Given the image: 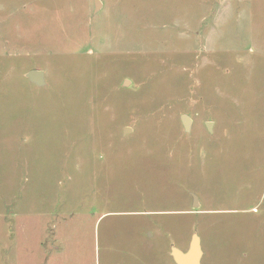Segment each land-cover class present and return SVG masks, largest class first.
<instances>
[{
    "label": "rangeland",
    "instance_id": "374dc122",
    "mask_svg": "<svg viewBox=\"0 0 264 264\" xmlns=\"http://www.w3.org/2000/svg\"><path fill=\"white\" fill-rule=\"evenodd\" d=\"M194 233L264 264V0H0V264H167Z\"/></svg>",
    "mask_w": 264,
    "mask_h": 264
},
{
    "label": "water",
    "instance_id": "95a60500",
    "mask_svg": "<svg viewBox=\"0 0 264 264\" xmlns=\"http://www.w3.org/2000/svg\"><path fill=\"white\" fill-rule=\"evenodd\" d=\"M99 6L98 1L95 3V7ZM25 78L28 82L36 87H44L46 85L45 74L41 70H31L26 73ZM181 122L186 132L190 129L191 119L187 116L181 117ZM212 123H206V128L208 131H211ZM130 129L125 128L124 133H127ZM195 203L197 199L194 197ZM172 257L175 260L176 264H200V260L202 257V251L200 247V240L197 234H193L191 237V241L189 243V247L185 253L178 251L175 248H172Z\"/></svg>",
    "mask_w": 264,
    "mask_h": 264
},
{
    "label": "crops",
    "instance_id": "0c3cea01",
    "mask_svg": "<svg viewBox=\"0 0 264 264\" xmlns=\"http://www.w3.org/2000/svg\"><path fill=\"white\" fill-rule=\"evenodd\" d=\"M28 81V80H27ZM35 86V85H34ZM194 234H197V233H194ZM198 236V235H197ZM199 237V236H198ZM199 240H200V238H199ZM191 241V240H190ZM190 241H189V243H190ZM189 243H188V246H187V248H186V250L185 251H183V250H180V249H178L176 246L175 247H171V248H169V246L171 245V243H170V245H168V247H167V256H168V260H167V264H176V262H175V260L173 259V257H172V248H175V249H177L178 251H180V252H182V253H185L186 251H187V249H188V247H189ZM200 247H201V242H200ZM168 248L170 249V250H168ZM201 251H202V248H201Z\"/></svg>",
    "mask_w": 264,
    "mask_h": 264
}]
</instances>
